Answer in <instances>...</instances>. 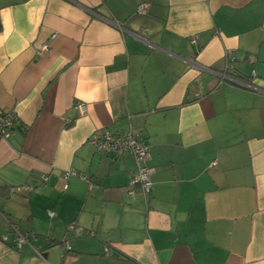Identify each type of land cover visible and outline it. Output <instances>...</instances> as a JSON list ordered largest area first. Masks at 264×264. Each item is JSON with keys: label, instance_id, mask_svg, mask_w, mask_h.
I'll return each mask as SVG.
<instances>
[{"label": "crops", "instance_id": "0c3cea01", "mask_svg": "<svg viewBox=\"0 0 264 264\" xmlns=\"http://www.w3.org/2000/svg\"><path fill=\"white\" fill-rule=\"evenodd\" d=\"M0 25V264H264V0H0ZM128 128L146 204L88 144Z\"/></svg>", "mask_w": 264, "mask_h": 264}, {"label": "built area", "instance_id": "2783aa9c", "mask_svg": "<svg viewBox=\"0 0 264 264\" xmlns=\"http://www.w3.org/2000/svg\"><path fill=\"white\" fill-rule=\"evenodd\" d=\"M146 10L145 4H140L137 6V13L144 14ZM55 35L51 36L50 40L54 39ZM49 40V41H50ZM195 39L191 40L194 43ZM49 42L43 44L39 52H44L48 50ZM225 60V70L232 71V63L235 62V51L227 50L224 55ZM252 76L255 73L252 72ZM74 108L79 116H84L87 113L85 104L82 102H75ZM19 124V119L14 111L5 110L0 108V137L6 138L14 130V128ZM88 144L97 153L103 154H114L120 156L123 153H128L132 156L134 161V171L132 173V179L130 182V188L127 194L130 196L135 195L137 192L143 197V200L148 203L150 193L152 190L151 175L152 169L148 166V162L151 158L150 147L147 142L141 137L140 133L128 128L125 132L120 135H114L107 130H95L88 138ZM72 177H78L82 180H88L87 177L79 175L73 170H69L64 173L63 179L68 181ZM45 179V177H42ZM27 186H19L12 188L11 190L21 192L22 190H29ZM49 216H53V212H49ZM9 230L13 233V244L16 248H20L24 243H26L25 235L9 221H6ZM69 229H75V225L69 226ZM5 239V238H4ZM66 249L69 250V246L66 244Z\"/></svg>", "mask_w": 264, "mask_h": 264}, {"label": "trees", "instance_id": "16d2710c", "mask_svg": "<svg viewBox=\"0 0 264 264\" xmlns=\"http://www.w3.org/2000/svg\"><path fill=\"white\" fill-rule=\"evenodd\" d=\"M0 29H1V25H0Z\"/></svg>", "mask_w": 264, "mask_h": 264}]
</instances>
